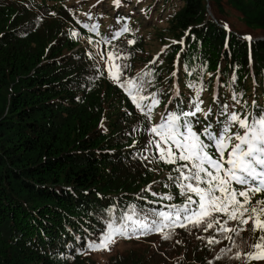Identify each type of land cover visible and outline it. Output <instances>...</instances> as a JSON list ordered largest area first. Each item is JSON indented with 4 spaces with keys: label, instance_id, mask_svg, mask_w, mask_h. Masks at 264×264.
Segmentation results:
<instances>
[{
    "label": "trees",
    "instance_id": "16d2710c",
    "mask_svg": "<svg viewBox=\"0 0 264 264\" xmlns=\"http://www.w3.org/2000/svg\"><path fill=\"white\" fill-rule=\"evenodd\" d=\"M63 1L0 0V264H99L77 249L98 239L111 215L133 204L182 203L168 180L175 165L149 163L153 152L149 160L139 155L149 122L72 36L73 26L93 45L101 41L100 53L114 48L127 57L119 61L130 65L127 76L153 69L148 91L160 93L161 103L152 123L169 110H189V82L203 88L201 107L212 109V121L225 103L241 113L264 109V0H121L120 7L87 0L76 9ZM138 9L141 19L132 14ZM83 23L97 24L98 34ZM124 24L130 31L112 38ZM186 66L195 69L191 76ZM167 193L174 199L159 198ZM209 235L177 228L167 241L159 234L127 239L131 246L102 264H240L215 260L229 242L210 248L197 238ZM242 236L254 242L250 231Z\"/></svg>",
    "mask_w": 264,
    "mask_h": 264
},
{
    "label": "snow or ice",
    "instance_id": "6c2138e0",
    "mask_svg": "<svg viewBox=\"0 0 264 264\" xmlns=\"http://www.w3.org/2000/svg\"><path fill=\"white\" fill-rule=\"evenodd\" d=\"M97 2L101 3L102 0ZM113 3L115 7L121 6V0H113ZM85 15L92 19L90 12ZM120 19L118 17L117 22ZM77 23L81 21L77 20ZM82 27L98 34V25L95 23H83ZM224 28L230 30L227 24ZM129 31L128 25L124 24L113 33L112 38ZM71 34L74 37L78 35L77 32ZM102 39L104 43H109V39ZM244 39L251 40L252 37L246 36ZM87 42L93 43L91 37ZM128 43L131 45L135 41L129 40ZM172 43L183 44V40ZM126 58L114 48L108 50L106 56L101 53L107 77L123 89L135 108L149 122L145 130L149 139L139 154L141 159L149 160L147 153L153 152L149 163L155 161L175 165L172 168L175 175L170 173L168 180L177 189L182 203L164 205L160 209H138L135 204L130 205L119 216L111 215L98 239L87 242L77 252L110 251L118 237L140 239L149 234H159L167 241L173 238L177 228L189 231L195 228L215 233L206 238L197 237L206 239L210 248L222 240L229 242L215 255L217 261L228 258L240 261V264L264 262V199L253 202L257 194L264 193V109L241 113L234 108L229 110L230 106L225 103L220 105L217 119L212 121L209 119L213 114L212 109L205 111L201 107L203 88L189 82L187 86L195 92L189 110H169L161 115L159 123H152L154 109L161 103L158 98L160 93L148 91L153 86V69L146 66V70L136 76H127L130 65L119 62ZM157 61L159 55L149 64L154 65ZM185 70L189 76L195 71L187 66ZM232 99L236 104L240 103L236 95ZM214 102L219 103L215 98ZM253 106L256 107L255 102ZM199 113H203L206 122L198 118ZM165 187L169 185L165 184ZM151 188L148 185L145 190L151 191ZM151 194L159 195L156 192ZM159 198L171 201L174 195L167 193ZM246 231L252 233L254 242L243 238L242 233ZM244 245H247L248 251H244ZM208 264H213V261H208Z\"/></svg>",
    "mask_w": 264,
    "mask_h": 264
},
{
    "label": "rangeland",
    "instance_id": "374dc122",
    "mask_svg": "<svg viewBox=\"0 0 264 264\" xmlns=\"http://www.w3.org/2000/svg\"><path fill=\"white\" fill-rule=\"evenodd\" d=\"M87 2V0H64L63 3L68 4L71 8H78L80 5L83 6V4H85ZM132 14H136L138 15L139 19H141V17L143 18V15L141 12H139L138 10L133 11ZM154 16V15H153ZM73 32H77L78 33V37H79V41L82 47L86 48L88 53L95 57V60L102 66V70L103 72L106 74L107 76V69L105 66V60L101 59V53L99 51V44H95V45H91L87 42V40L80 34V31L78 30V28L76 26H73ZM147 46L152 49L155 46V44L153 43H149L147 44ZM106 56V54H105ZM92 241V240H89ZM131 246L129 240L124 239L122 237H118L116 239V242L114 244L111 245V249L110 251H104V250H100V251H89L90 257L92 259H94L95 261H97V263L102 264L105 260L108 259V257H110L114 252H116L117 250H123L126 248H129Z\"/></svg>",
    "mask_w": 264,
    "mask_h": 264
}]
</instances>
